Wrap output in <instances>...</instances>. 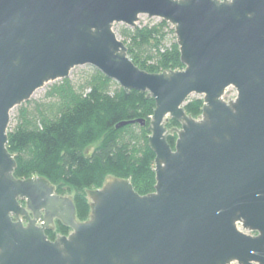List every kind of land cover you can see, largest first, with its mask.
Segmentation results:
<instances>
[{
  "label": "water",
  "instance_id": "obj_1",
  "mask_svg": "<svg viewBox=\"0 0 264 264\" xmlns=\"http://www.w3.org/2000/svg\"><path fill=\"white\" fill-rule=\"evenodd\" d=\"M140 15L173 27L183 69L132 62L114 26ZM84 65L154 99L155 184L108 176L78 220L72 194L14 176L7 131L11 110ZM131 122L145 125L116 127ZM56 222L70 231L51 240ZM233 263L264 264V0H0V264Z\"/></svg>",
  "mask_w": 264,
  "mask_h": 264
},
{
  "label": "trees",
  "instance_id": "obj_2",
  "mask_svg": "<svg viewBox=\"0 0 264 264\" xmlns=\"http://www.w3.org/2000/svg\"><path fill=\"white\" fill-rule=\"evenodd\" d=\"M117 35L142 70L157 73L184 68L173 27L164 20L134 28L119 24ZM202 106V98L194 95L184 109L196 117ZM154 107V99L146 92H125L93 66L78 78L55 81L42 100L17 108L15 124L7 131V147L16 161L13 174L16 178L43 176L60 195L64 190L74 191L78 220H85L89 213L87 190L99 188L108 176L129 179L141 195L152 192L155 154L148 146V125ZM137 119L145 125L131 122L116 127ZM166 126L179 124L169 119ZM174 140V134L167 137L171 146ZM69 231L56 222L46 235L53 240Z\"/></svg>",
  "mask_w": 264,
  "mask_h": 264
},
{
  "label": "rangeland",
  "instance_id": "obj_3",
  "mask_svg": "<svg viewBox=\"0 0 264 264\" xmlns=\"http://www.w3.org/2000/svg\"><path fill=\"white\" fill-rule=\"evenodd\" d=\"M160 19L158 18H149L147 17L146 15H140L139 16V20L137 22V25H144V24H147L151 21L153 22H157L159 21ZM119 24H116L114 26V30L115 32L117 33V28H118ZM92 66L90 65H84V66H77V67H74L71 71H70V74H69V78L71 79H75V78H78L81 74H83V72L85 71H88ZM53 83V82H52ZM52 83H48L46 84L45 86H43L42 88H39L37 89L31 96V98L28 100V101H40L43 99V96L48 88L49 85H51ZM236 95V91L233 87H228L225 91V94H224V99L227 100L229 98H234ZM194 95H191L190 97H192ZM27 102V101H26ZM24 104V103H23ZM20 107V106H18ZM18 107H15L13 110H11L10 112V121H9V126H8V129L11 128L14 124H15V118H16V115H17V108ZM73 192L74 191H71V192H68L67 190H64L62 191L63 195H73ZM61 194V193H60ZM71 195V196H72ZM234 264V263H233Z\"/></svg>",
  "mask_w": 264,
  "mask_h": 264
}]
</instances>
